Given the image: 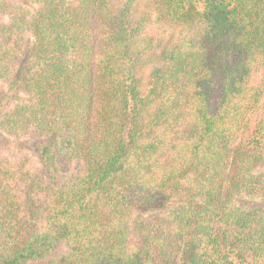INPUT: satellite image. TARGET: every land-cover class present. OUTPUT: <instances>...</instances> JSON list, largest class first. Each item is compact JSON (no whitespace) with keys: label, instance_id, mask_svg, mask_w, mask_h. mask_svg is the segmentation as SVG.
I'll return each instance as SVG.
<instances>
[{"label":"trees","instance_id":"1","mask_svg":"<svg viewBox=\"0 0 264 264\" xmlns=\"http://www.w3.org/2000/svg\"><path fill=\"white\" fill-rule=\"evenodd\" d=\"M0 264H264V0H0Z\"/></svg>","mask_w":264,"mask_h":264}]
</instances>
